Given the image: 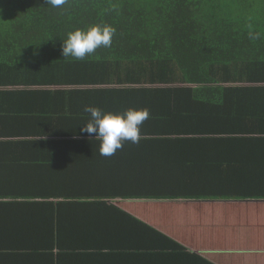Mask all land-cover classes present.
I'll list each match as a JSON object with an SVG mask.
<instances>
[{
    "label": "trees",
    "instance_id": "trees-1",
    "mask_svg": "<svg viewBox=\"0 0 264 264\" xmlns=\"http://www.w3.org/2000/svg\"><path fill=\"white\" fill-rule=\"evenodd\" d=\"M93 24L116 29L111 47H100L84 60L63 58L67 34ZM83 66L97 73L142 66L169 75L178 69L185 81L194 82L211 81L212 74L222 79L220 70L232 68L233 79L264 83V0H67L59 8L47 0H0V246L29 250L23 246L42 237L59 247L66 235H75L67 212L95 215L86 221L90 229L77 234L95 224L91 231L102 238L110 235L111 224L121 222L119 216L132 219L191 264L204 259L189 247L203 249L208 241L217 250L247 244L250 230L264 225V86H120L85 94L76 93L75 86H47L80 67L86 71ZM85 98L129 105L142 100V107L131 106L136 109L153 103L140 142L123 146L158 152L150 165L135 167L137 183L96 186L75 179L86 173L84 150L95 153L100 142L81 127L66 131L79 119L57 112H80V107L66 108L65 100ZM244 99L259 105L240 104ZM64 135L68 140L59 139ZM38 148L44 149L40 155H23ZM64 149L82 154L62 163L57 158ZM37 169L38 178L32 174ZM113 172L117 179L118 169ZM118 198L144 199L133 203L132 211L157 217L186 212L170 221L186 222L175 227L189 226L188 231L173 238L147 218L110 204Z\"/></svg>",
    "mask_w": 264,
    "mask_h": 264
},
{
    "label": "crops",
    "instance_id": "crops-1",
    "mask_svg": "<svg viewBox=\"0 0 264 264\" xmlns=\"http://www.w3.org/2000/svg\"><path fill=\"white\" fill-rule=\"evenodd\" d=\"M140 67L142 66L112 68L110 72H104L106 68H99L100 72L97 73L94 72V67L83 66L82 68L86 71H82L80 67L72 73V77L61 78V82L53 80V82L48 83L47 86H75L74 89H79V91L75 92H81L82 94L90 90L114 89L120 86L134 89L148 88L150 86H162L167 88H169V86H264V83H249L248 81H244L243 78H241V80L233 79L235 72H232V68H223L222 71L220 70V78L222 79L215 78L212 74L210 77L211 81L199 80L194 82L185 81L178 69H174L171 74L168 75L164 70L158 71L155 69L153 70V68L143 70ZM79 73L81 74L77 75ZM60 88L68 90L66 89L67 87ZM140 95L141 94H139V96ZM133 100L135 101H131L129 105V101L119 103V101L113 99H67L65 100L67 105L66 108L80 107V112L77 110L79 114H75L77 111L69 113V109L57 112V114L62 118H73V121L79 119L78 124L65 129L66 131L76 130L78 127H82L89 118V114L84 111L86 105L97 106L105 111H112L114 107L118 108L120 106H129V108H131V106L138 105L142 107V100ZM251 101L253 100L244 99L239 103L245 105L250 104L255 107L259 105V100L252 104L250 103ZM239 103L232 102L229 105L240 107ZM152 104L151 102L150 104H145V108H148L150 111V109H152ZM66 136L69 135H64V137L59 139L68 140ZM38 150L40 152L33 151L23 155L37 156L40 155L42 153L41 151L44 149L38 148ZM84 153L86 155L85 160H87L85 165L86 173L79 174L75 179L84 178L87 180V183L91 181L89 184L96 186H131L137 183L135 180L138 176L135 174V167L137 165L142 167L148 163L150 165L151 162L156 161L154 155H158L157 150L135 147H123L117 150L116 154L111 157L101 156L99 154V148L96 149L95 153L87 150H84ZM81 154L82 151L76 152L74 149H64L58 153L57 160L66 163L72 161L73 156H80ZM173 154L179 153L174 152ZM162 159L164 161L167 160L163 157ZM100 160H102V164ZM92 162H94V164H92ZM117 169L118 173L116 179L113 171ZM91 170L94 172H91ZM38 172L39 170L37 169L35 173L32 172V174H35L38 178ZM80 175L85 176L81 177ZM114 180L115 183H110ZM66 184L67 183L64 185ZM72 184L82 185L77 182H73ZM144 201L146 200L120 198L109 200L110 204L119 207L122 206V209L126 210L127 214L133 215V217L135 216L139 219L147 218L154 224L156 229L163 231L173 238L174 235H178L182 238L181 231H188L189 226L184 227L182 230L175 227V225H180L181 223L185 225L186 222L176 223L170 221L176 218H185L183 215L186 212H165L162 216L157 217L158 214H151L150 211H132L133 203H144ZM97 214L99 213H96V215ZM66 217L68 218L67 225H71L70 230H72V233L75 235H66V238L62 240L63 242L59 244V247L42 242V237H39L40 242L38 243L23 246L29 250L10 251L0 246V264H191L190 258L184 254L173 256V251L175 249L172 248V246L165 242L160 244L161 242L159 241H162L160 236L144 230L139 224L132 221V219L119 216L121 222L118 224H111L108 228V230L111 233L114 232V234L110 233V235L102 238L98 237L95 231H91L95 230V224L89 232L77 234L90 229L88 227L90 222L86 223V221L92 219L95 215L88 216L80 213L67 212ZM160 219L164 221H153ZM173 226L174 229H171ZM197 231V224H194V232L192 226V232L194 233V236H192V243L196 246L198 244ZM262 233L264 234V225L253 227L249 232L250 235L248 234L247 237L249 242L247 244L244 242L245 244L238 249L224 246L223 250H217L209 241L203 249L198 247L186 248L188 252L197 254L204 259V261H201V259L198 258L199 260L196 264H264V237H262ZM47 235L50 238L51 233L49 232Z\"/></svg>",
    "mask_w": 264,
    "mask_h": 264
},
{
    "label": "clouds",
    "instance_id": "clouds-1",
    "mask_svg": "<svg viewBox=\"0 0 264 264\" xmlns=\"http://www.w3.org/2000/svg\"><path fill=\"white\" fill-rule=\"evenodd\" d=\"M66 2L67 0H47L54 8H59ZM115 31L108 24L76 28L62 41L61 54L63 58L84 60L100 47H111ZM84 111L89 114V118L80 131L99 140V154L105 157L115 155L125 142L139 143L142 138L141 126L150 116L148 108H128L122 112H112L86 105Z\"/></svg>",
    "mask_w": 264,
    "mask_h": 264
}]
</instances>
